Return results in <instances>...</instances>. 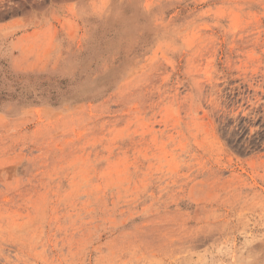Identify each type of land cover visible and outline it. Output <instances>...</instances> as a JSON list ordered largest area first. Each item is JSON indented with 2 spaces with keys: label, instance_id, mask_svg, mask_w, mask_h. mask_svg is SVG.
Segmentation results:
<instances>
[{
  "label": "rangeland",
  "instance_id": "obj_1",
  "mask_svg": "<svg viewBox=\"0 0 264 264\" xmlns=\"http://www.w3.org/2000/svg\"><path fill=\"white\" fill-rule=\"evenodd\" d=\"M0 264H264V0H0Z\"/></svg>",
  "mask_w": 264,
  "mask_h": 264
}]
</instances>
